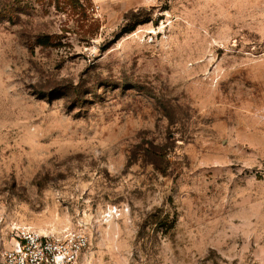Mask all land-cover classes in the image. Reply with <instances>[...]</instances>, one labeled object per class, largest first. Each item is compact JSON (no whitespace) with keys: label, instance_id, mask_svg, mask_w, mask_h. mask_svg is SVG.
Returning <instances> with one entry per match:
<instances>
[{"label":"rangeland","instance_id":"374dc122","mask_svg":"<svg viewBox=\"0 0 264 264\" xmlns=\"http://www.w3.org/2000/svg\"><path fill=\"white\" fill-rule=\"evenodd\" d=\"M264 264V0H0V253Z\"/></svg>","mask_w":264,"mask_h":264},{"label":"built area","instance_id":"2783aa9c","mask_svg":"<svg viewBox=\"0 0 264 264\" xmlns=\"http://www.w3.org/2000/svg\"><path fill=\"white\" fill-rule=\"evenodd\" d=\"M14 238L13 245L0 253V264H83L89 248L83 231L56 237L25 228Z\"/></svg>","mask_w":264,"mask_h":264}]
</instances>
